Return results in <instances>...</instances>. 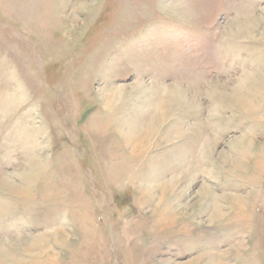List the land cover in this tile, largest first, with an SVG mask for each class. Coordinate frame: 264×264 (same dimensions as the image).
Instances as JSON below:
<instances>
[{
    "label": "rangeland",
    "instance_id": "374dc122",
    "mask_svg": "<svg viewBox=\"0 0 264 264\" xmlns=\"http://www.w3.org/2000/svg\"><path fill=\"white\" fill-rule=\"evenodd\" d=\"M213 263L264 264V0H0V264Z\"/></svg>",
    "mask_w": 264,
    "mask_h": 264
},
{
    "label": "bare ground",
    "instance_id": "6f19581e",
    "mask_svg": "<svg viewBox=\"0 0 264 264\" xmlns=\"http://www.w3.org/2000/svg\"><path fill=\"white\" fill-rule=\"evenodd\" d=\"M169 107H171V106H169V105H165L164 107H163V114L165 115L166 114V112L168 113V111H169ZM160 108H158V109H156V111H158ZM107 110L108 109H106V112H107ZM105 112V113H106ZM157 113V112H156ZM163 114H162V116H161V119L163 118ZM157 122H158V120L155 122V124L157 125ZM154 126V125H153ZM141 136H143V135H141ZM127 144H129L128 142H127ZM220 257V256H219ZM213 260V259H212ZM217 260V259H216ZM214 264V263H213Z\"/></svg>",
    "mask_w": 264,
    "mask_h": 264
}]
</instances>
